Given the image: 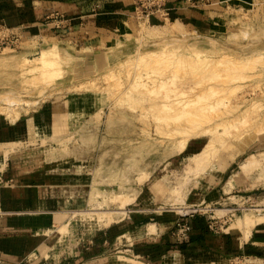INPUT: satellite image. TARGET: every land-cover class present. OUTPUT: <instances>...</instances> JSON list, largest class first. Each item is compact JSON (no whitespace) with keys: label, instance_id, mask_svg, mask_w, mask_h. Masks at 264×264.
<instances>
[{"label":"rangeland","instance_id":"obj_1","mask_svg":"<svg viewBox=\"0 0 264 264\" xmlns=\"http://www.w3.org/2000/svg\"><path fill=\"white\" fill-rule=\"evenodd\" d=\"M224 3L206 7L203 20L196 22L185 21L183 18L175 21L170 16L169 19L153 16L148 22L136 19L137 24L131 30L112 33L106 43L97 44L89 52L76 50L73 43L48 42L47 38L38 36H30L25 43L19 42L15 46L0 49V97L1 95L11 97L14 94V98H20H17L20 102L18 100L11 105L3 104L5 109L0 107L1 120L11 123L31 114L43 112L40 123L49 125V119H47L49 115L45 113L51 112V104L70 100V98L73 102L70 109L72 115L68 119L64 117L63 110L68 111L69 108L67 110L61 104L55 106L54 121L61 125L55 124L52 132H44L45 134L42 135L34 130L25 142L11 143L8 145L11 147L7 148L0 147V151L3 149V152L16 147L24 148V152H28L27 158H33L37 162L43 160L54 164L61 162L55 166L56 169L63 167L65 172L81 171L84 174L85 205L66 215L65 219H69L71 224L65 236L72 234L76 236L78 233L81 237L84 236L81 239L83 241L101 226L124 225V229L136 231L146 227L148 223L154 225V228L153 225L147 226L148 230L150 226L152 227L149 232L156 233L158 231L156 225L161 221L176 220V222L190 223L187 218L194 219V217L190 215L180 217V214L190 212L193 208L199 210L193 216L200 215L206 218L215 213L222 219L220 223H217V228L220 229L223 226L225 232H240L238 228L241 229V224H244L242 231L243 228L249 231L257 224L264 228V220L260 217H264V161L261 160L264 154H259L264 153V121L259 120L262 118L259 108L246 111L244 120L232 121L242 114L243 108L249 106L251 102L259 100V105L264 104V64L260 57L255 60V57L250 56L254 50L258 52L262 47L264 48V0H225ZM173 21L181 25V29L173 28L174 34L183 38L180 40L192 43H195L194 40L208 42L209 45L201 47L209 56H206L208 59L204 58L205 54L202 52L199 57L204 56V59H196L195 62L201 64L202 60L204 63L209 60L211 65L207 71L203 63L202 68L205 71L202 69L203 73L200 71L192 75L191 71L195 69L185 65L184 60L177 66L171 65L170 59L165 62L161 60L157 63L153 62L152 65L146 66L147 68L136 64V53L140 47L141 50H162L164 45L170 46L169 43L179 40V38L165 36L168 30L164 29L163 25H167L168 29ZM151 26L159 29L157 31L149 29ZM179 31L184 32V35L181 36ZM208 46H212V49ZM176 53L192 55L190 51L183 48H179ZM243 53L246 54L244 56L246 58L242 60L241 57L245 55ZM209 58L215 64L210 62ZM216 59L219 62L223 61L221 63L224 66H219ZM124 60L127 61L126 64ZM235 60H239L241 64ZM247 60L251 61H248L249 64L247 63L244 67ZM239 66H243L245 70ZM142 68L145 69V73ZM232 68L237 69L236 73L233 74ZM170 71L175 75L184 76L185 74V77H181L183 81L177 77L180 81L177 80L184 84L187 79L194 80L193 84L197 79L205 81L200 82L199 85L202 83L200 86L198 83L194 84L195 87L198 86L195 90L194 85L189 84L191 81L187 80L185 86L191 85V88L187 87L191 90H184L186 87L183 89L189 92L192 99H195V94L203 96L200 102L198 101L199 107H197L198 104H192L185 114L183 111L175 110L178 105L174 102V93L169 94L172 102L169 101V103L175 109L171 107L172 110L169 108L170 111H167L168 108L158 110V108L147 107L152 102L150 99L157 98V94H151L146 90L147 88L144 89L145 83L150 80L148 78L159 76V74L164 77L165 74H171ZM214 71H218L219 74ZM220 71H223L222 74ZM241 71L244 75L237 73ZM131 72L141 74L137 75L138 78L141 77L140 80L138 81L136 75L133 76ZM143 73L148 78L144 77ZM231 73L233 76L236 75L234 79L240 75H243V78L236 79L237 81H234L236 85H234ZM230 76L231 82H229ZM139 82L143 87L139 86L141 85ZM225 84H227L226 87ZM218 86L223 88L222 92H219L223 99L218 97V92L212 97V88ZM229 87L231 91L228 90ZM213 101L217 105L211 106L207 103ZM1 104L2 101L0 106H3ZM8 106H12L11 110ZM157 111L160 112L157 113ZM164 111L171 112L169 119L162 118L168 116V113ZM177 111L180 114L175 116ZM9 114L13 117L10 118ZM159 114H162V117ZM223 122L227 127L231 124V127L225 129L226 125L222 124ZM206 151H209L208 155ZM200 152L201 154L203 152V158L207 156L206 159L209 160L206 169L204 166L198 167L199 165H196L198 161L193 160L196 162L194 164L190 160V157L198 160L201 157ZM197 155L200 157L197 158ZM252 155L256 157L259 164L257 162L249 164L251 158L249 156ZM219 185H223L225 191L232 190L233 194L244 195L240 200L231 199L238 203L237 210L227 211V201H225V209H216V207L222 208V205H210L211 202L203 200L206 192L212 190L214 186L218 188ZM122 203L125 204L122 205ZM208 207H211L212 211L207 212ZM247 214L252 215L250 217L252 221L248 219L249 215L246 217ZM242 219L245 221L243 222ZM246 221H249L248 224ZM247 225L250 227L245 228ZM115 230L118 231V229ZM60 242L59 254L63 250L62 240ZM130 242H132L131 239ZM261 251L263 252L261 256L225 255V260L193 261L190 264H264V251Z\"/></svg>","mask_w":264,"mask_h":264},{"label":"crops","instance_id":"obj_2","mask_svg":"<svg viewBox=\"0 0 264 264\" xmlns=\"http://www.w3.org/2000/svg\"><path fill=\"white\" fill-rule=\"evenodd\" d=\"M209 2L189 6L185 0H168L169 15L172 20L201 21L206 7L225 0ZM52 12L64 14L68 30L53 29L44 21L45 15ZM133 13L132 0H0V31L18 35L20 43L38 36L48 42L73 43L76 50L89 52L97 44L106 43L112 33L131 30L137 24ZM57 104L70 110L73 102L70 98L51 104V112L45 113L49 125L40 123L43 112L11 123L0 119V147L25 142L34 130L42 135L52 132ZM64 110V117L70 118L71 110ZM24 151L19 147L0 151V264H190L225 260V255L263 254L261 225L248 232L240 228V232H225L223 226L211 230L200 215L187 218L191 230L185 240L173 234L176 220L158 222L156 233L148 232L147 226L153 225L148 223L136 231H128L124 225L101 226L83 241L84 236L78 233L65 236L71 224L66 215L85 205V176L81 171L56 169L61 162L27 158L28 152ZM203 196L210 205H222L216 209H225L227 201V211L237 210L238 203L231 199L244 197L225 191L223 185L214 186ZM211 216L217 217L215 213ZM61 240L63 250L59 254Z\"/></svg>","mask_w":264,"mask_h":264},{"label":"bare ground","instance_id":"obj_3","mask_svg":"<svg viewBox=\"0 0 264 264\" xmlns=\"http://www.w3.org/2000/svg\"><path fill=\"white\" fill-rule=\"evenodd\" d=\"M175 21H176V20H175ZM169 24H170V23H169ZM174 25H175V26H174ZM147 26H148V25H147ZM168 26H169V25H168ZM163 27H164V29L166 28V30H168V32L166 31V34L164 33L166 37L170 36V37H175V39H176V38H179V37L177 36V34H174V33H175V32H174L175 30H174L173 28H175V29H177V28H178V29H181V25H180V23L177 22V23L175 24L174 21H173V24L171 25L170 28L167 29V25H165V26L163 25ZM161 28H162V27H161ZM149 29H152V30H156V31H157L159 28L156 27V26H151V27H149ZM171 29H172V30H171ZM178 29H177V30H178ZM150 31H151V30H150ZM162 31H163V30H162ZM180 31H181V30H180ZM180 31H179V32H180ZM148 33H149V32H148ZM180 33H181V32H180ZM149 34L151 35V33H149ZM158 34H159V33H158ZM187 34H188V33H187ZM180 35L183 36V35H184V32H182ZM162 38H165V37H162ZM194 38H195V37H194ZM180 39H183V38H179V40L176 39V41H175L174 43L171 42L173 45H171V43H169L170 46H167V45L165 46V45L163 44V43H165V42L162 41L163 43L161 42V43H162L161 46L164 45V47H162V50H160V49H159V50H155V49H152V50H141V47H140V48L138 49L137 53H136V58H135L136 64H139L140 66H144V67H146V66H150V65H152L153 62H156V63H157V61H160V60H161L162 62H163V61L165 62V60L170 59L169 62L171 63V65H172V64H176V66H177L178 64H180V62H181L182 60H184L185 65L190 66L193 70L195 69L194 71H191V74H192V73H195V72H200V71H202V73H203V72L205 71L204 69H206V71H207L208 68H209L210 65H211V64H209V62H208L209 60H208V61H205L206 63H204L203 60H202V63H201V64H200V62H199V63H195V62H196V59L199 60V59H202V58L204 57V56H203V57H199V55H200V56L202 55V54H201V53L203 52V49H202L203 47H202V46L205 45L204 47H206V44H208V42H205V41H204V42H203V41H202V42H199V41H197V40H194L195 43H192V42H186V40H180ZM185 39H186V38H185ZM195 39H196V38H195ZM150 40H151V39H150ZM165 40H166V39H165ZM165 40H164V41H165ZM170 40H171V39H170ZM154 42H155V41H154ZM159 42H160V41H159ZM156 43H157V42H156ZM190 43H191V44H190ZM169 44H168V45H169ZM208 45H209V44H208ZM165 47H166V48H165ZM168 47H171L172 50H171V49H167ZM201 47H202V48H201ZM208 47H210V46H208ZM211 47H212V46H211ZM211 47H210V48H211ZM179 48H183V49H186V50L190 51V52L192 53V55H190V54L187 55V54H183V53H182L183 55L177 54L176 52L178 51ZM200 48H201L202 51L200 50ZM204 49H205V51H206V48H204ZM211 49H212V48H211ZM169 50H171V51H169ZM208 50H209V48H208ZM208 50H207V51H208ZM253 50H254V49H253ZM256 50H258V49H256ZM168 51H169V52H168ZM200 51H201V52H200ZM166 52H168V53H166ZM180 52H181V51H180ZM209 52H210V51H209ZM249 52H250V51H249ZM256 52H257V51H256ZM256 52H255V50H254V51L251 53V55H250L249 53H248V54H249L250 56H253V58L255 57V60H257L256 58L260 57L261 61H263L262 64H264V59H263V58H264V57H263V56H264V48L262 47L261 50H258L257 53H256ZM203 53H204V52H203ZM245 53H246V52H245ZM245 53H243V54H245ZM204 54H205V53H204ZM204 54H203V55H204ZM220 55H222V54H220ZM224 55H225V54H224ZM249 55H247V56H249ZM192 56H193V57H192ZM206 56H208V55L205 54V57H204V58H207ZM222 56H223V55H222ZM222 56H221V57H222ZM244 56H246V54L243 55V57L240 56V57L242 58V60H243V58H246V57H244ZM208 57H209V56H208ZM204 58H203V59H204ZM218 58H219V57H218ZM224 58H225V57H224ZM241 58H240V59H241ZM250 58H251V57H250ZM253 58H251V59H253ZM185 59H186V60H185ZM194 59H195V60H194ZM207 59H208V58H207ZM209 59H210V58H209ZM212 59H213V58H212ZM222 59H223V58H222ZM237 59H238V58H237ZM237 59H236V60H237ZM247 59H249V57H248ZM128 60H129V59H127V61H128ZM131 60H133L132 57H131ZM216 60H218V59H216ZM236 60H235V61H236ZM242 60H241V61H242ZM253 60H254V59H253ZM124 61H125V60H124ZM127 61H125V64L127 63ZM220 61H221V60H220ZM248 61H251V60H247V62L245 61L246 63H245V62H244V63H245L246 65H244V67L247 66ZM261 61H260V63H261ZM137 62H138V63H137ZM169 62H168V63H169ZM197 62H198V61H197ZM210 62H212L211 59H210ZM216 62H217V61H216ZM221 62H223V61H221ZM221 62H219V60H218V64H219V66H224V64L221 63ZM226 62H227V61H226ZM231 62H233V61H231ZM231 62H230V63H231ZM236 62H239V63L241 64V62H240L239 60L236 61ZM257 62H258V61H257ZM128 63H129V62H128ZM132 63H133V62H132ZM203 63H204V69L202 68V67H203V66H202ZM212 63H214V61H213ZM228 63H229V62H228ZM234 63H235V62H234ZM120 64H121V63H120ZM182 64H183V62H182ZM182 64H181V66H182ZM214 64H215V63H214ZM218 64H217V65H218ZM220 64H222V65H220ZM231 64H232V63H231ZM242 64H243V63H242ZM248 64H249V63H248ZM253 64H254V63H253ZM257 64H258V63H257ZM121 65H122V64H121ZM156 65H157V64H156ZM185 65H184V66H185ZM235 65H236V64H235ZM237 65H239V64H237ZM34 66H35V65H34ZM34 66H32V67H34ZM135 66H136V65H135ZM135 66H134V67H135ZM160 66H161V65H159V67H160ZM173 66H174V65H173ZM200 66H201V67H200ZM225 66H227L226 63H225ZM250 66H251V65H250ZM40 67H41V66H40ZM134 67H133V68H134ZM137 67L140 68L139 66H137ZM185 67H186V66H185ZM239 67H240V66H239ZM242 67H243V66H242ZM242 67H240V68H242ZM244 67H243V68H244ZM252 67H253V66H252ZM34 68H37V67H34ZM34 68H32V69H34ZM138 68H137V69H138ZM146 68H147V67H146ZM163 68H164V67H163ZM182 68H183V67H182ZM200 68H201V69H200ZM212 68H213V66H212ZM221 68H222V67H221ZM234 68H235V67H234ZM234 68H232V69L234 70ZM263 68H264V66H263ZM137 69H136V70H137ZM142 69H143V68H142ZM152 69H153V68H152ZM154 69H155V68H154ZM157 69H158V68H157ZM184 69H185V68H184ZM202 69H203L204 71H203ZM210 69H211V68H210ZM215 69H216V68H215ZM215 69H214V70H215ZM225 69H226V68H225ZM228 69H229V68H228ZM249 69H250V68H249ZM129 70L131 71V68H130ZM134 70H135V68H134ZM143 70H144V73H145V69H143ZM147 70H149V69H147ZM160 70H161V69H160ZM167 70H168V68H167ZM220 70H222V69H220ZM226 70H227V69H226ZM229 70H230V69H229ZM241 70H242V69H241ZM244 70H245V68H244ZM263 70H264V69H263ZM165 71H166V70H165ZM186 71H187V70H186ZM211 71H212V69H211ZM211 71H210V72H211ZM236 71H237V69H235L234 71H232L233 74H234V72L236 73ZM40 72H41V71H40ZM128 72H129V71H128ZM148 72H150V71H148ZM153 72H154V70L152 71V73H153ZM156 72H158V71H156ZM170 72H171V71H170ZM184 72H185V71H184ZM214 72H215V71H214ZM217 72H218V71H217ZM217 72H215V73H217ZM222 72H223V71H222ZM222 72L220 71L221 74H222ZM230 72H231V71H230ZM41 73H42V72H41ZM131 73H132V72H131ZM135 73H137V72H135ZM138 73H139V72H138ZM144 73H143V75H144ZM160 73H161V72H160ZM163 73H164V72H163ZM189 73H190V72H189ZM237 73H238V74H239V73L241 74V73H243V72L241 71V72H237ZM132 74H133V73H132ZM154 74H155V73H154ZM161 74H162V73H161ZM164 74H165V73H164ZM168 74H169V73H168ZM168 74H165L166 76L164 75V77H161L162 75L160 76V74H159V76H156V77L153 76V77H151V78H148V76H146V74L144 75V77L150 79V80H148V81L145 83L146 87L144 86V87H145L144 89L147 88L146 90H147L149 93H151V94H153V93H154V94H157V95H156V97H157L156 99H155V98H152V99L149 98L152 102H151L150 105H148L147 107H149V108L151 107V108H155V109L158 108V110H159V109H164V110H165V109L168 108L167 111H170L171 107L174 108V106H170V105H172V104L169 103L170 98H171V97L169 98V96H170L169 94H170V93H174V94H173V96H175V97H174V99H175L174 102H176V104L178 105L177 108H176V109L174 108V109H175V110H179V111H183V114H185L186 111H188V109L190 110V108H191L190 105H192V104H193V105H194V104H198V101L200 102V100L202 99L201 97H203V96H202L201 94H200V95H196V94H195V95H194V96H196L195 99H192V98L190 97L191 95L189 96V92L187 93L186 91H187L188 89L191 88V85L193 84L192 81H194V80H191V79H187V78H185V79L188 80V82L191 81V82H189V84L192 83V84L189 85V86H188V84H187V86H185L186 83H187V80L185 81V84H184V82H183V83H182V82H179L180 79L177 78V77H179V78H181V77H185V74H183L184 76H180L181 74H180V75L177 74V75H178V76H177V75L174 74V72H173V73L171 72V74H169V75H168ZM198 74H200V73H198ZM207 74H208V73H207ZM213 74H214V73H213ZM217 74H219V73H217ZM231 74H232V73H231ZM233 74H232V76H233ZM134 75H136V77H137L136 79L139 81V80H140L139 78H141V77L138 78V76L141 75V74H133V76H134ZM137 75H138V76H137ZM167 75H168V76H167ZM189 75H190V74H189ZM192 75H193V74H192ZM215 75H216V74H215ZM223 75H224V74H223ZM243 75H244V73H243ZM243 75H242V76L240 75L239 77L237 76L236 79H239L240 77L243 78ZM150 76H151V75L149 74V77H150ZM196 76H197V75H196ZM196 76H195V77H196ZM198 76H199V75H198ZM200 76H201V75H200ZM219 76H220V75H219ZM235 76H236V75L233 76V81H232V77H231V76H230V77H231V80H230V81L228 80L229 82L232 81L234 85H236V84L234 83V81H237L236 79H234ZM142 77H143V76H142ZM187 77H188V76H187ZM202 77H203V75H202ZM211 77H212V76H211ZM213 77H214V75H213ZM244 77H245V76H244ZM198 78H199V77H198ZM247 78H248V77H247ZM177 79H178L179 81H178ZM182 79H183V78H181V81H183ZM185 79H184V80H185ZM196 79H197V78H196ZM206 79H208V78H206ZM224 79H226V78H224ZM224 79H223V80H224ZM214 80H216V79H214ZM133 81H135V80H133ZM143 81L145 82V79H144ZM195 81H196V80H195ZM197 81H198V82H197ZM197 81H196V83L194 82L195 85H197V83H198V85H199V83L202 82L203 79H202V81L197 79ZM207 81H208V80H207ZM204 82H205V81H204ZM204 82H202V83H204ZM139 83L141 84V85H139V86L143 87V86H142V83H141V82H139ZM202 83H201L200 85H202ZM226 83H227V81H226ZM136 84H138V82H136ZM143 84H144V83H143ZM194 84H193V85H194ZM228 84L231 85L232 83H231V84L228 83ZM195 85H194V89L198 87V86L195 87ZM200 85H199V86H200ZM226 85H227V84H225V87H226ZM229 85H228V86H229ZM239 85H240V84H239ZM207 86H208V85H207ZM232 86H233V85H232ZM232 86H231V87H232ZM185 87H186V89H184ZM187 87H190V88L187 89ZM215 87H216V86H215ZM219 87H220V88H219ZM221 87H222V86H218L217 88H212V87H210V88L213 89V91H212V89L210 90V91H212L211 93H213V94H212V95H213L212 97H214V94L217 93V92H218V97H221V96H222V95H221V96L219 95V92H222L221 90L223 89V88H221ZM231 87H229V89H228L229 91H231V90H230ZM236 87H237V86H235V88H236ZM136 88H137V87H136ZM232 88H234V86H233ZM183 89L186 90V91H184ZM192 89H193V86H192ZM225 89H227V88H225ZM190 90H191V89H190ZM190 90H188V91H190ZM195 90H196V89H195ZM195 90H193V92H194ZM234 90H235V89H234ZM223 91H224V90H223ZM202 92H204V91H202ZM206 92L208 93L209 91H207V89H206ZM206 92H204V93H206ZM225 92H226V90H225ZM225 92H224V94H225ZM227 92H228V91H227ZM196 93H197V91H196ZM229 93H234V92H229ZM7 94H8V93H7ZM7 94H6V96H8ZM9 94H10V93H9ZM220 94H221V93H220ZM227 94H228V93H227ZM13 95H14V94H13ZM13 95H12V96H13ZM171 95H172V94H171ZM209 95H210V94H209ZM12 96H11V97H10V96H8V97H2V95H1V97H0V101H2V104H1V105H3V104H4V105H5V104H8V105L10 104V105H11V104L16 103V102L20 99L19 97H17V98H19V99L17 100V98H14V96H13V97H12ZM216 96H217V94H216ZM224 96H225V95H224ZM228 96H229V95H228ZM15 97H16V96H15ZM192 97H193V96H192ZM212 97H211V98H212ZM231 97H232V96H231ZM197 98H199V99H197ZM209 98H210V97H209ZM216 99L218 100L217 97H216ZM219 99H220V98H219ZM221 99H223V97H221ZM35 100H36V99H35ZM217 100H216V102H217ZM214 101H215V98H214ZM214 101H213L212 103H209V102H207V103H208L209 105H211V106H215V105H217L218 102L216 103V102H214ZM219 101H220V100H219ZM221 101H223V100H221ZM258 101H259V100H258ZM258 101L255 100V101L251 102L249 106L244 107V108H243L244 111L242 112V114H240V115H238L236 118L232 119V121H233V120H234V121H237V122H238V121H241V120L243 119V116L245 115V112H246V111H249V110L251 111L252 109H255V108H256V109H257V108L260 109V114H261V117H262L263 119L260 117L261 119H259V120H261V121L263 120V121H264V109L262 108V107H264V104H261V103H260L261 105H259V102H258ZM19 102H20V100H19ZM23 102H24V101H23ZM35 102H36V101H35ZM170 102H171V101H170ZM32 103H33V102H32ZM171 103H172V102H171ZM238 103H239V102H238ZM241 103H242V102H241ZM208 104H206V105H208ZM220 104H221V103H220ZM4 105H3V106H0V107L2 108V107H4ZM204 105H205V104H204ZM204 105H203V106H204ZM206 105H205V106H206ZM189 106H190V107H189ZM201 106H202V105H201ZM201 106H200V107H201ZM8 107H10V106H8ZM15 107H16V106H15ZM15 107H14V108H15ZM187 107H189V108H187ZM197 107H199V104H198ZM209 107H210V106H209ZM5 108H6V107H4V109H5ZM11 108H12V106L10 107L9 110H11ZM17 108H18V107H17ZM19 108H20V107H19ZM169 108H170V109H169ZM193 108H194V106H193ZM195 108H196V106H195ZM202 108H204V107H202ZM236 108H237V107H236ZM238 108H239V107H238ZM2 109H3V108H2ZM7 109H8V108H7ZM7 109H6V110H7ZM186 109H187V110H186ZM198 109H200V108H198ZM198 109H197V110H198ZM204 109H205V108H204ZM171 110H172V109H171ZM207 110H208V109H207ZM234 110H235V108H234ZM7 111H8V110H7ZM179 111H177V113L175 114V116H176L177 114H178V115L180 114V113H178ZM193 111H194V110H193ZM241 111H242V110H241ZM253 111H254V110H253ZM8 112H9V111H8ZM11 112H12V111H11ZM158 112H160V111H157V113H158ZM164 112H165L166 114L168 113V116H164V117H162V114H161V115L159 114L160 117H162V118L167 117V118H168V117H169V113H170V116H171V112H166V111H164ZM164 112H162L163 115H166ZM175 112H176V111H175ZM189 114H190V111H189ZM181 115H182V113H181ZM9 116H10V114H9ZM15 116H16V115H15ZM173 116H174V115H173ZM11 117H13V116L11 115L10 118H11ZM192 117H193V116H192ZM157 118H159L158 115H157ZM177 118H179V117H177ZM196 118H197V117H196ZM202 118H203V117H202ZM202 118H201V119H202ZM168 119H169V118H168ZM193 119H194V117H193ZM197 119H199V118H197ZM11 120H12V119H11ZM158 120H159V119H158ZM161 120H162V119H161ZM179 120H180V119H179ZM194 120H195V119H194ZM194 120H193V121H194ZM223 120H224V119H223ZM243 120H244V119H243ZM188 121H189V120H188ZM188 121H187V122H188ZM190 121H191V120H190ZM190 121H189V122H190ZM206 121H207V120H206ZM232 121H231V122H232ZM196 122H198V121H196ZM202 122H203V121H202ZM185 123H186V122H185ZM192 123H193V122H192ZM217 123H218V125H219V122H217ZM228 123H229V122H228ZM235 123H236V122H235ZM200 124H201V123H200ZM200 124H199V125H200ZM222 124H224V122H223ZM168 125H169V124H168ZM189 125H190V124H189ZM191 125H192V124H191ZM199 125H198V126H199ZM213 125H214V124H213ZM224 125H226V124H224ZM224 125H222V126H224ZM215 126H216V125H215ZM232 126H233V125H232ZM186 127H187V126H186ZM186 127H184V128H186ZM230 127H231V124H229L228 127H227V125H226V126H225V129H229ZM198 128H199V127H198ZM206 128H207V127H206ZM238 128H239V127H238ZM176 130H177V129H176ZM176 130H175V131H176ZM204 130H205V129H204ZM191 131H192V130H191ZM193 131H195V130H193ZM206 131H207V130H206ZM182 132H183V131H182ZM204 132H205V131H204ZM212 132H213V131H212ZM227 132H229V131H227ZM179 133H180V132H179ZM190 133H191V132H190ZM225 133H226V132H225ZM188 134H189V133H188ZM197 134H198V133H197ZM242 135H243V134H242ZM242 135H241V136H242ZM184 136H185V135H184ZM187 137H188V136H187ZM184 138H185V137H184ZM182 145H183V144H182ZM0 146H1V145H0ZM207 147H208V146H207ZM211 147H212V146H211ZM212 148H213V147H212ZM206 149H207V148H206ZM204 151H205V150H204ZM204 151H203V152H204ZM209 151H210V150H209ZM209 151H208V152H209ZM203 152H202V154H201V152H200V156H201V157H200L199 155L196 156L197 158H198V156L200 157L198 160H195V159L192 158V157H190V158H191L190 160H191L192 162H194V161H198V162H199L198 164H196V162H194V164L199 165L198 167H200V168H203V166H204L205 169H206V167H207V165H208V163H209V162H208L209 160L206 159V158H207V156H206V152H207V151L205 152V156H206V158H203V157H204V156H203ZM208 152H207V155H208ZM215 152H216V150H215ZM215 152L213 153V155L215 154ZM209 154H210V153H209ZM257 154H258V153H257ZM257 154H256V155H257ZM259 154L262 155V154H264V153H261V152H260ZM259 154H258V156H259ZM254 155H255V154H254ZM256 155H255V156H256ZM214 156H215V155H214ZM255 156H253V155H252V156H249V157H251L250 160H249V164H254L255 162L258 161V160L256 161V159H255L256 157H255ZM194 157H195V156H194ZM209 157L211 158V155H209ZM212 157H213V156H212ZM197 158H196V159H197ZM210 158H209V159H210ZM258 158H259V157H258ZM248 159H249V158H248ZM248 159H247V160H248ZM193 160H194V161H193ZM261 160L264 161V157H261ZM200 162H201V163H200ZM202 162H203V163L205 162V164H202ZM247 162H248V161H247ZM247 162H246V163H247ZM190 163H191V162H190ZM246 163H245V164L242 163V164H243V165H246ZM192 164H193V163H192ZM192 164H191L190 166H192ZM201 164H202V165H201ZM242 164H241V165H242ZM257 164H259V162H257ZM247 165H248V164H247ZM255 165H256V164H255ZM187 166H188V165H187ZM190 166H188V167H190ZM262 166H263V165H262ZM188 167H187V168H188ZM241 167H242V166H241ZM241 167H240V168H241ZM247 167H248V166H247ZM247 167H246V168H247ZM256 167H257V166H256ZM258 167H259V166H258ZM191 168L193 169V166H192ZM246 168H245V170H246ZM251 168H252V167H251ZM253 168H254V167H253ZM194 169H195V167H194ZM241 169H242V168H241ZM260 169H261V168H260ZM199 170H200V169H199ZM245 170H243L244 173H246ZM261 170H262V169H261ZM248 171H249V170H248ZM201 172H203V170H202ZM204 172H205V170H204ZM189 179H190V178H189ZM179 186H180V185H179ZM169 193H170V192H169ZM183 195H184V194H183ZM113 197H114V196H113ZM126 199H127V198H126ZM126 199H125V200H126ZM132 200H133V199H132ZM180 200H181V199H180ZM119 201H121V200H119ZM129 201H130V200H129ZM175 201H176V200H175ZM262 201H263V200H262ZM127 202H128V201H127ZM125 203H126V202H125ZM125 203H122V205L125 204ZM263 203H264V202H263ZM263 203H262V204H263ZM96 204H97V203H96ZM260 206H261V205H260ZM255 209H256V208H255ZM111 212H112V211H111ZM249 212H250V211H249ZM106 213H107V212H106ZM117 213H118V212H117ZM117 213H116V214H117ZM122 213H123V211H122ZM118 214H119V213H118ZM101 215H102V214H101ZM101 215H100V216H101ZM106 215H107V214H106ZM109 215H110V214H109ZM109 215H108V216H109ZM248 215H249V214H247L246 217H248ZM251 216H252V215L250 214L249 217H248V219H250ZM263 216H264V215H263ZM106 217H107V216H106ZM110 217H111V216H110ZM246 217H245V218H246ZM258 217H259V216H258ZM260 217H261V219L263 218V220H264V217H262V216H260ZM260 217H259V218H260ZM107 220H108V219H107ZM112 220H113V219H112ZM242 220H243V222H244L245 220H247V218H246L245 220H244V219H242ZM108 221H109V220H108ZM250 221H252V220L250 219ZM259 221H260V220H259ZM240 222H242V221H240ZM246 222H247V221H246ZM246 222H245V223H246ZM248 222H249V221H248ZM248 222H247L246 224H248ZM251 223L253 224V222H251ZM106 224H108V223H106ZM243 225H244V224H243ZM243 225L241 224L242 227H243ZM64 226H65V225H64ZM151 226H152V225H151ZM151 226H150L149 230L152 228ZM239 226H240V225H239ZM148 227H149V226H148ZM237 227H238V226H237ZM247 227L249 228L250 226L247 225L245 228H247ZM153 228H154V225H153ZM60 229H61V228H60ZM241 229H242V228H241ZM154 230H155V229H154ZM243 230H244V228H243ZM148 232H149V231H148ZM150 232H151V231H150ZM152 232H153V231H152ZM152 232H151V233H152ZM154 232H155V231H154ZM244 232H245V231H244ZM247 232H248V230H247ZM209 264H219V263H209ZM221 264H223V263H221Z\"/></svg>","mask_w":264,"mask_h":264},{"label":"built area","instance_id":"obj_4","mask_svg":"<svg viewBox=\"0 0 264 264\" xmlns=\"http://www.w3.org/2000/svg\"><path fill=\"white\" fill-rule=\"evenodd\" d=\"M185 3L189 6H196L206 5L210 2L209 0H185ZM167 4L168 0H132L134 17L135 19L142 22H148L153 16L169 19L170 8ZM44 21L49 23L53 29H69V24L65 25L66 19L64 14L59 12H52L45 15ZM19 41L20 37L18 35L11 32L0 31V49L15 46L19 43ZM208 208L209 209L206 210L207 212L212 211L211 207ZM198 211L199 210L197 208H193L190 210V212H184L183 214H180V217H186L188 215L193 216V214ZM206 220L208 221V227L211 230H216L217 222L220 223L222 221L220 218L213 216L206 217ZM190 230L191 223L187 221L183 223L177 221L175 223L173 234L178 240H185L187 239Z\"/></svg>","mask_w":264,"mask_h":264}]
</instances>
